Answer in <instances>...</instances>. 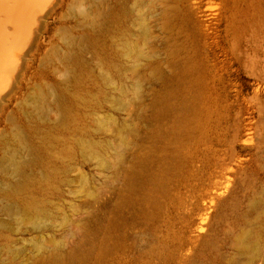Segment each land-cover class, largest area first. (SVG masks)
Here are the masks:
<instances>
[{
	"label": "rangeland",
	"instance_id": "rangeland-1",
	"mask_svg": "<svg viewBox=\"0 0 264 264\" xmlns=\"http://www.w3.org/2000/svg\"><path fill=\"white\" fill-rule=\"evenodd\" d=\"M45 20L0 124V264H264V0Z\"/></svg>",
	"mask_w": 264,
	"mask_h": 264
},
{
	"label": "bare ground",
	"instance_id": "bare-ground-1",
	"mask_svg": "<svg viewBox=\"0 0 264 264\" xmlns=\"http://www.w3.org/2000/svg\"><path fill=\"white\" fill-rule=\"evenodd\" d=\"M66 1L0 0V124L10 100L21 90L25 59L33 60L40 48V36L48 28L45 18ZM68 257L72 260L74 254Z\"/></svg>",
	"mask_w": 264,
	"mask_h": 264
}]
</instances>
